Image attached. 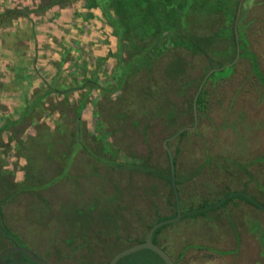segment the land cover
<instances>
[{
    "label": "rangeland",
    "instance_id": "rangeland-1",
    "mask_svg": "<svg viewBox=\"0 0 264 264\" xmlns=\"http://www.w3.org/2000/svg\"><path fill=\"white\" fill-rule=\"evenodd\" d=\"M85 2L0 0V205L5 223L20 237L18 244L52 264H107L117 250L145 238L157 216L175 217L171 184L126 159L168 174L163 140L194 123L192 98L210 69L202 54L178 47L163 55V60L172 52L183 57L185 66L174 73L175 79L161 77V63L149 76L137 79L142 72L133 71L124 76L119 55L127 53L120 54L114 28L100 7ZM139 6V12L120 14L141 31L156 5ZM221 16V11L215 14L217 27ZM115 21L120 28V16ZM236 21L243 46L238 57L218 63L225 53L232 56L233 46L228 36L212 42L215 50L226 52L215 57L220 65L211 67L203 82L197 123L167 140L177 153L182 212L164 223L156 239L176 264H215L224 244L221 231L213 227L231 228L241 206L235 199L204 214L190 216L188 209L254 180L248 166L264 158L231 153L234 147L244 149L246 141H262L264 133V121L259 128L236 116L243 106L239 79L251 82L250 92L264 111V0H242ZM155 95L161 97L158 104ZM163 97L172 109L169 117L161 110ZM158 107L159 113H153ZM254 187L258 193L263 189L259 183ZM254 195L264 205L262 195ZM249 203L254 213L247 223L264 239V206ZM229 231L236 237L235 227ZM250 236L258 242V236ZM10 244L0 233V249ZM244 256L238 253L242 260ZM118 264L166 263L144 247L122 256Z\"/></svg>",
    "mask_w": 264,
    "mask_h": 264
},
{
    "label": "trees",
    "instance_id": "trees-1",
    "mask_svg": "<svg viewBox=\"0 0 264 264\" xmlns=\"http://www.w3.org/2000/svg\"><path fill=\"white\" fill-rule=\"evenodd\" d=\"M122 1V0H121ZM156 5V10L150 12L148 14V19L144 20L143 29H133L131 21L127 20L123 17L120 12H129V10H138L139 5L143 3L144 5L150 4ZM240 0H133L132 4H129L131 0L122 1L125 4L118 5L113 2V0H86V6H98L100 7L104 16L108 19L109 24L114 28L113 32L116 36H118V45L120 47V54L125 52L124 55H119L121 62L123 63V75L129 74L131 71L134 73L142 72V74H138V78L146 74L149 76L152 73H155L156 66L159 65L161 68L162 75L164 78H176L175 72L178 73L180 70L184 68V59L177 52H172V55H168L170 58H166L163 60V55L170 52L172 49H176L178 47L181 48H189L192 52L202 54L206 57L207 67L208 69L223 64L227 61H231L235 56L237 44L239 48H243L241 45L242 33L239 28V24L236 21V12L238 9ZM187 2L186 4H184ZM114 5V6H113ZM132 6H136V8H132ZM154 8V9H155ZM221 11L220 24L218 25L219 19L215 17V14ZM120 14V15H119ZM116 15H118L116 17ZM120 16V28L116 25L115 18ZM125 19V20H124ZM238 25V26H236ZM238 32V39L236 40L235 33ZM229 37L231 40V45L233 46L232 56L229 58L226 55V51L222 52V50H215L212 47V42L221 40L223 37ZM221 39H220V38ZM227 50V49H224ZM225 53V54H224ZM224 54V60H217L218 63H215V57L221 56ZM241 54V51H240ZM226 55V56H225ZM164 61V62H163ZM233 67V65H232ZM208 71V70H207ZM205 71L201 78L199 79L197 86L199 85L203 75L207 72ZM159 73V72H158ZM179 74V73H178ZM123 76V77H124ZM189 81V80H188ZM94 83V81H92ZM114 88V87H113ZM112 89V88H110ZM177 90H181L180 87L176 88ZM197 89H195L196 91ZM157 93V92H156ZM162 93V92H161ZM203 93L204 87L202 86L201 90L198 93L196 107L200 109L203 106ZM153 96H149L152 98ZM155 98L158 101V97ZM193 99V98H192ZM152 100V99H151ZM162 107L155 108L152 112L157 114L158 110H162L166 112V115L171 116L172 109L167 107L164 102V97L162 98ZM154 103V100L151 104ZM166 107V109H165ZM189 107L192 109V100L189 101ZM141 108V107H140ZM158 109V110H157ZM143 111L147 110V107H142ZM147 112V111H146ZM136 114V113H135ZM149 114V113H146ZM136 120L135 118L133 119ZM8 124V123H6ZM186 130V129H185ZM185 130L181 131L178 135L181 137ZM168 155V154H167ZM174 164L177 161V153L176 151L173 153ZM169 160V157H168ZM126 163L128 165H136L142 170L153 171L165 178L171 184V171L168 170V174L162 170L156 169L155 167L150 166L146 163H135L133 159H126ZM122 163L121 164H126ZM170 164V163H169ZM175 180L176 184L181 182V179L177 175L175 170ZM172 186V184H171ZM174 192V190H173ZM239 197L245 199L248 202H252L256 206L263 207L262 202L255 199L253 196L249 195L244 188L239 190H233L227 188L224 194L215 201H207L205 200L203 203L198 205L196 208L188 209V213L191 211L190 216L204 214L208 209H215L220 206L225 205L229 200ZM185 210H183L184 212ZM176 214V207L175 212ZM184 215H187L184 213ZM183 215V216H184ZM166 216H157L155 222L164 219ZM153 222V223H155ZM152 222L148 224V228L153 224ZM166 224L159 225L153 232V240L157 242L156 235L164 227ZM0 233L4 238H6L10 243H18L20 241V237L12 231L4 221L3 211L0 205ZM144 239V238H143ZM140 239L138 241H141ZM22 244V243H20ZM159 244V243H158ZM163 247V246H161ZM164 248V247H163ZM165 249V248H164ZM39 254L38 252H36ZM40 255V254H39ZM41 256V255H40ZM121 258L115 263L118 264ZM0 264H40L34 261L29 255L24 251H11L0 257Z\"/></svg>",
    "mask_w": 264,
    "mask_h": 264
},
{
    "label": "crops",
    "instance_id": "crops-1",
    "mask_svg": "<svg viewBox=\"0 0 264 264\" xmlns=\"http://www.w3.org/2000/svg\"><path fill=\"white\" fill-rule=\"evenodd\" d=\"M237 39H238V33H237ZM238 81H239L238 87L240 86L239 87L240 89L238 91V97L240 100L239 103H240V105L242 104L243 106H241V108H239V110L237 111L238 114L236 116H238L239 119L240 118L244 119L245 117H247L246 118L247 124L249 123L247 120L251 119L250 123H255V125H257L260 128L262 121H264V111L262 110L261 107H259L256 104V99H255L256 97L254 96V93L252 94V92H250L251 91V88H250L251 82L241 81L240 79ZM244 89L247 90V93L243 96L240 94V91L244 90ZM254 89H255V87H254ZM235 100H234V102H235ZM233 113H235V112L233 111ZM240 113H243L245 116L243 117ZM193 117H194V113H193ZM232 120H234L233 121V123H234L235 118H233ZM238 120H236V122H237V125L239 128L241 126H239ZM238 130L242 131V129H240V128ZM263 134L264 133L262 132V135ZM262 135L261 136L259 135L260 139H262V141H260L258 139L252 140L251 143L249 141H246V143L244 144L245 145L244 149H242V148L236 149L234 147V149L231 148V153H239V154H243L246 156L249 153L253 152L252 154H257L260 157L261 154L262 155L264 154V135L263 136ZM242 151H244V153H242ZM249 155H251V154H249ZM253 161L254 162H251L250 165L248 166V169L252 175H253V173L256 174V177L254 180H252V181L250 180V182H249V180H247L246 182L242 181L241 182L242 188L245 187L247 193L249 195L253 196L254 198L256 197L254 195L255 192L258 195L261 194L262 200L264 201V158L260 159L259 161H257V160L256 161L253 160ZM251 174L248 176V178L251 176ZM257 183H259L261 185V187H263V189L262 188L258 189L259 191H261L259 193L254 189L255 188L254 186H257ZM236 190H239V188ZM235 199L238 200V204L241 206V208L237 210V217L232 216V219H234V221H235L234 225H231L232 226L231 228H229L227 226L220 227L218 225L213 227L214 229L217 230L216 233H219L218 230L221 231L220 233H222L221 234L222 236L220 238V241L224 244V246L222 248L218 249L219 250L218 253H220L218 255L220 257L219 256L215 257V264H217V261L219 259H220L219 264H264V245L262 244L263 243L262 240H264V239H260L259 234L256 231H253L252 229H250L251 227L247 223L248 222L247 219L253 217L252 216L254 213V208L252 207L253 205H251L245 199H242L239 197H235L231 200H235ZM181 212H182V210H181ZM262 226L264 227V225H262ZM233 227H235L236 237H234V233H231V234L229 233L230 232L229 230L232 229ZM232 234H233V236H231ZM250 234L254 235V236H258V242L257 241L255 242L254 240H252ZM230 237H232V238L230 239ZM158 243L160 246H162L160 244V242H158ZM229 243L231 245L230 247H228ZM224 251H226V252H224ZM240 251L245 253L243 260H242V257H238V253ZM252 252H253V254H252ZM235 254L237 255L236 258H235ZM228 255H230V256L232 255L233 258L232 257L228 258ZM170 256H171V254H170ZM237 257H238V259H237ZM207 262H208L207 260H205V261L201 260L200 264H205Z\"/></svg>",
    "mask_w": 264,
    "mask_h": 264
},
{
    "label": "water",
    "instance_id": "water-1",
    "mask_svg": "<svg viewBox=\"0 0 264 264\" xmlns=\"http://www.w3.org/2000/svg\"><path fill=\"white\" fill-rule=\"evenodd\" d=\"M242 0L239 1V5H238V12L240 10V5H241ZM238 14V13H237ZM236 36V40H237V32L235 33ZM239 54V45L237 44V51H236V55L233 61L236 60V58L238 57ZM232 61V62H233ZM231 62V63H232ZM231 63H227V64H231ZM213 69L210 68L208 70V72L203 76V79L201 80L200 84L198 85L197 91L193 96V113H194V123L192 125H186L183 126L181 128H179L177 131H175L173 134L167 136L166 138H164L163 140V145L166 148L168 157H169V163H170V171H171V184L174 190V194H175V203H176V215L175 217H169L166 219H162L159 221H156L155 223L152 224V226L149 228L146 237L138 242H135L133 244L127 245L126 247H123L119 250H117L115 253H113V255L110 257L109 261L107 262V264H115L122 256L136 251L140 248H144V247H148L151 250H153L154 252H156L160 257H162V259L165 261L166 264H176L174 259L170 256V254L163 248L161 247L158 243H156L153 240V232L154 230L161 224L167 223L169 221H173L176 220L178 217L181 216V208H180V201H179V194H178V189H177V185H176V180H175V164H174V159H173V153L170 150V148L168 147L167 144V140L173 136L178 135L182 130H184L186 127H195L196 123H197V108H196V98L198 95V92L200 91V89L202 88L203 82L205 81V79L207 78L208 74L212 71ZM24 251L26 252L29 257H31L34 261L40 263V264H52L48 259L40 256L39 254L36 253V251H34L31 247H29L28 245L25 244H18V243H11L10 245L0 249V257L8 252L11 251Z\"/></svg>",
    "mask_w": 264,
    "mask_h": 264
}]
</instances>
